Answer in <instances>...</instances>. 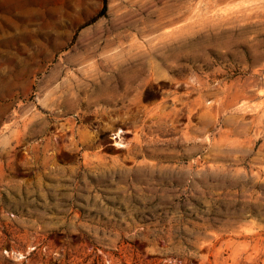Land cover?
I'll use <instances>...</instances> for the list:
<instances>
[{"label":"rangeland","instance_id":"obj_1","mask_svg":"<svg viewBox=\"0 0 264 264\" xmlns=\"http://www.w3.org/2000/svg\"><path fill=\"white\" fill-rule=\"evenodd\" d=\"M0 264H264V0H0Z\"/></svg>","mask_w":264,"mask_h":264},{"label":"built area","instance_id":"obj_2","mask_svg":"<svg viewBox=\"0 0 264 264\" xmlns=\"http://www.w3.org/2000/svg\"><path fill=\"white\" fill-rule=\"evenodd\" d=\"M33 248H34V247H33ZM33 248H32V249H33Z\"/></svg>","mask_w":264,"mask_h":264}]
</instances>
